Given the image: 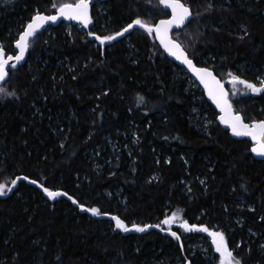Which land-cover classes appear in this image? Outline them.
<instances>
[{
    "label": "trees",
    "instance_id": "obj_1",
    "mask_svg": "<svg viewBox=\"0 0 264 264\" xmlns=\"http://www.w3.org/2000/svg\"><path fill=\"white\" fill-rule=\"evenodd\" d=\"M182 1L200 14L173 39L214 71L245 122L264 120V91L234 95L227 83L229 73L252 82L264 75V0ZM64 2L74 0H0L5 51L13 54L34 10L53 14L52 4ZM102 6L103 22L93 8L97 35L136 17L156 24L170 15L159 0ZM65 26L31 41L27 63L3 85L17 96L0 94V183L29 177L8 198L0 195V264H214L192 249L203 231L185 230L182 220L222 228L244 264H264V162L254 158L252 143L222 129L202 90L143 28L101 45L79 26L69 33ZM205 112L212 119L207 133L195 120ZM131 132V152L111 155L109 141ZM98 152L94 170L89 157ZM31 180L111 215L80 210L69 197L47 199ZM173 212L180 226L171 230L180 240L163 230ZM117 215L129 231L115 227ZM133 224L152 227L141 232Z\"/></svg>",
    "mask_w": 264,
    "mask_h": 264
},
{
    "label": "snow or ice",
    "instance_id": "obj_2",
    "mask_svg": "<svg viewBox=\"0 0 264 264\" xmlns=\"http://www.w3.org/2000/svg\"><path fill=\"white\" fill-rule=\"evenodd\" d=\"M148 2L151 3L152 0H148ZM91 3L92 0H74V2H64L59 5L52 4L53 8L58 9L57 12L52 15H47L44 12L39 11V9L34 10L35 14L19 33L18 38L14 40L15 49H18V53L15 56L6 54L3 43H0V94L7 97L17 96L15 91H8L7 88L3 87V84L7 83V80L10 78V70L16 69L17 65L24 60L25 54L30 48V41L35 39L38 30L44 24L48 22H57L61 18L75 20L87 27L92 23V16L90 14ZM159 3L164 5L165 8L171 9L169 18L161 19L158 23L152 24L141 17H136L114 34L97 35L96 32L90 31L88 32V35L95 37V39L103 45L106 42L114 41L117 37H121L125 33H128L130 29L134 28V26L143 28L149 34H155V36L159 38L164 49L176 60L185 64L203 83L204 87L207 89L209 97H211L215 104L224 113V115L220 117L221 121L231 127L233 134L237 136L251 137V140L255 142L251 148V152L264 157V120H252L250 123H246L239 112L233 111L228 90L224 87L223 82L217 77L214 71L209 67H198L193 58L189 56V53L186 51L183 44L178 42V40L173 39L170 34L174 26L180 27L184 25L190 17L193 15H199L200 13H193L190 6L182 2V0H159ZM208 7L211 9L213 5L209 4ZM244 35H249V33L245 32ZM229 75L231 76V82L233 85L242 84L245 86L246 91L254 93L264 91V78H261L258 82H252L248 79L242 78L240 75L232 73H229ZM137 97L138 103L142 104L145 102V97L143 95L137 94ZM21 179L29 180V177L27 175L22 177L16 176L14 179L10 180V184L7 181L0 183V195H7L8 192L13 190V186L17 184V181ZM31 183L38 184L39 188L52 199H56L60 196L69 197V199L77 204L80 209L86 210L95 215H111L108 212H101L98 207L86 208V206L80 203V201L74 196H69L68 192L63 191L62 189L53 190L37 180H31ZM201 183H204V181L202 180ZM189 191H191V189H189ZM254 210L255 209H253V211ZM113 219L116 222V228L129 231V226L120 216H114ZM177 219V213L173 212L171 216L165 217L163 224L170 226L174 224ZM259 219L264 221V216H260ZM131 227L142 232L145 228L152 226L133 224ZM155 227L160 228L161 225L157 224ZM182 227L187 231L201 230L205 233H209L212 238V243L215 246V251L220 254V264H244L243 258L235 256L233 250L230 249L227 235L223 230H214L204 224H191L187 220H182ZM163 230L171 232L173 237L180 240V235L177 232L172 231L171 227ZM237 247H239V245H237ZM187 264H191V261L189 260Z\"/></svg>",
    "mask_w": 264,
    "mask_h": 264
},
{
    "label": "rangeland",
    "instance_id": "obj_3",
    "mask_svg": "<svg viewBox=\"0 0 264 264\" xmlns=\"http://www.w3.org/2000/svg\"><path fill=\"white\" fill-rule=\"evenodd\" d=\"M102 4H104V3H97L96 6H97V13L102 18V22H103L105 20L103 19L102 16L105 15L106 11H105L104 7L102 6ZM160 6H161V4H160ZM161 8H162V6H161ZM55 10H57V9H55ZM94 23L95 22L92 19L93 27H92L91 31H93V29H94ZM63 25H66L65 26L66 33H69L70 27L72 25L71 24H63ZM79 28H80L79 30L84 31L82 27L79 26ZM46 31L47 30H45L44 32H46ZM151 37L155 38V35L151 34ZM30 47H31V43H30ZM15 54H16V50L14 49L13 55H15ZM261 78H264L263 74H260V76L256 77V80L254 82H258ZM227 83H228V86L230 87V90L232 91V93L234 95L242 94L244 96L249 95V96L255 97V96L260 95L263 92L262 91L260 93H254V92H251V91H246L245 90V86L242 85V84L233 85V83L231 82V78L227 81ZM197 119L199 120V122L203 123L206 126L205 132L207 133V127L211 124V120H212L211 117H210V114L205 112L204 115H201V116L196 115L195 120H197ZM132 134L133 133L131 132V133H128V134L121 135V139L122 140H120V141L118 140L119 143L118 142H113V144H112V141H109V145L108 146H109V149H110V154L113 155V156H116L117 154L118 155L121 154L122 153L121 150H123L128 155L131 152V149H133V147L136 146V138ZM100 155H102V152H98L95 155L92 153L90 155V157H89V161L92 164V167L94 168V170H98L99 166H98V161L96 160V157H98ZM130 161H132V160H130ZM202 180L204 181V183H201ZM198 181L201 183L202 186L205 184V180L204 179H198ZM187 186H189V185L187 184ZM14 188L15 187H13V189ZM2 196H4V195H2ZM116 196L119 198V194H116ZM179 219L180 218L178 217L177 221L174 224H172V225H170L168 227H171V228L179 227L180 226ZM237 222L241 223L239 221H237ZM213 229L214 230H223L222 228L217 227V226H215ZM202 233H203V236H201V241L197 245L192 247L193 251L196 252V251L200 250V251L203 252L205 258H209L210 260H213L214 264H220V254L215 251V246L212 243V238H208L206 236L207 233H205V232H202ZM259 248L261 250H264V240L259 243L258 249ZM249 249H251V247H249L247 251H249Z\"/></svg>",
    "mask_w": 264,
    "mask_h": 264
},
{
    "label": "water",
    "instance_id": "obj_4",
    "mask_svg": "<svg viewBox=\"0 0 264 264\" xmlns=\"http://www.w3.org/2000/svg\"><path fill=\"white\" fill-rule=\"evenodd\" d=\"M108 1H110V0H92V3H91V5H90V14H91V16H92V14H93V8H94V6L97 4V3H106V2H108ZM161 6H162V8L164 9V10H166V11H169L170 13H171V9L170 8H165V6L164 5H162L161 4ZM57 12V11H56ZM55 12V13H56ZM54 13V14H55ZM49 15H52V14H49ZM191 18L192 17H190L189 18V20L188 21H186L185 22V24L184 25H182V26H180V27H176V26H174L173 27V29H172V31H171V36H172V33L173 32H175V31H179V30H181V29H183L189 22H190V20H191ZM69 23H72L73 25H78V24H81V23H79V22H77V21H75V20H67V19H64V18H61L59 21H57V22H48V23H46V24H44L39 30H38V34L42 31V30H47V29H49V28H56V27H59L60 25H62V24H69ZM82 25V24H81ZM83 26V29L85 30V31H87V32H89L91 29H92V27H93V24L91 23V24H89L87 27H85L84 25H82ZM134 27H136V26H134ZM132 29H130L129 30V32L131 31ZM37 34V35H38ZM155 35V34H154ZM155 38H156V41L158 42V44L162 47V49L164 50V52H165V54L167 55V57L172 61V62H174L178 67H181V68H183L189 75H190V77L194 80V82H196V84L199 86V88L202 90V92L204 93V96H205V98H206V101L208 102V104H210L215 110H216V112L218 113V123L220 124V126L222 127V129L224 130V131H226V132H228L229 134H230V137L232 138V139H234V140H237V141H242V140H248L249 142H251L252 143V146H253V144L255 143L254 141H252L251 140V137H248V136H237V135H235V134H233V132L231 131V127L229 126V125H226V124H224L223 123V121H221V119H220V117L222 116V115H224V113L221 111V109L215 104V102L211 99V97H209V95H208V92H207V89L204 87V85H203V83L199 80V78L195 75V73H193L185 64H183L181 61H179V60H176L174 57H172L165 49H164V47H163V45L160 43V41H159V38L157 37V36H155ZM173 38V37H172ZM30 43H31V41H30ZM16 50V54L18 53V49H15ZM29 53H30V48H29V50H28V52L25 54V58H24V60L23 61H21L18 65H17V67H16V69H13L12 71H16V70H18L20 67H22V66H24L26 63H27V59H28V57H29ZM6 54H8L7 52H6ZM15 54V55H16ZM10 55H13V54H10ZM15 55H13V56H15ZM195 62V61H194ZM196 63V62H195ZM197 64V63H196ZM197 66L198 67H204V66H201V65H199V64H197ZM11 71V70H10ZM9 76H10V72H9ZM9 80V79H8ZM7 80V81H8ZM4 85V84H3ZM224 87H225V85H224ZM226 88V87H225ZM227 89V88H226ZM228 94H229V92H228ZM233 111H234V109H233ZM235 112V111H234ZM253 156H254V158L257 160V161H260V162H264V157H261V156H259V155H257L256 153H253ZM11 192L12 191H10L6 196H4V198H8L10 195H11ZM45 194V193H44ZM45 197L47 198V199H50V197H48L46 194H45ZM73 205L75 206V207H77V208H79L78 207V205L77 204H75V203H73ZM80 209V208H79ZM80 210H82V209H80ZM207 236L208 237H211L210 236V234L209 233H207Z\"/></svg>",
    "mask_w": 264,
    "mask_h": 264
},
{
    "label": "bare ground",
    "instance_id": "obj_5",
    "mask_svg": "<svg viewBox=\"0 0 264 264\" xmlns=\"http://www.w3.org/2000/svg\"><path fill=\"white\" fill-rule=\"evenodd\" d=\"M183 2V1H182ZM167 19V18H166ZM69 24H71V25H73L72 23H69ZM188 25V24H187ZM73 26H80V27H82L83 28V26L81 25V24H78V25H73ZM84 30V29H83ZM43 31H45V30H42L41 32H43ZM40 32V33H41ZM176 32V31H175ZM157 42V41H156ZM158 43V42H157ZM15 47V46H14ZM12 71V70H11ZM189 75V74H188ZM190 76V75H189ZM196 83V82H195ZM224 84V83H223ZM198 86V85H197ZM199 87V86H198ZM226 87V86H225ZM218 114V113H217ZM247 123V122H246ZM14 187V186H13ZM201 231V230H200Z\"/></svg>",
    "mask_w": 264,
    "mask_h": 264
},
{
    "label": "flooded vegetation",
    "instance_id": "obj_6",
    "mask_svg": "<svg viewBox=\"0 0 264 264\" xmlns=\"http://www.w3.org/2000/svg\"><path fill=\"white\" fill-rule=\"evenodd\" d=\"M171 14V13H170ZM170 16V15H169Z\"/></svg>",
    "mask_w": 264,
    "mask_h": 264
}]
</instances>
